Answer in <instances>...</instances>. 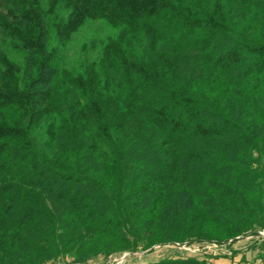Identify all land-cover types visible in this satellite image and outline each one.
I'll use <instances>...</instances> for the list:
<instances>
[{"label":"trees","instance_id":"obj_1","mask_svg":"<svg viewBox=\"0 0 264 264\" xmlns=\"http://www.w3.org/2000/svg\"><path fill=\"white\" fill-rule=\"evenodd\" d=\"M231 4L264 17V0H0V247L81 233L147 246L184 241L201 221L232 236L264 226V42L236 30ZM104 14L127 26L123 41L146 38L161 55L148 64L111 42L95 78L107 92L68 101L50 40ZM204 79L230 99L186 88ZM71 82L86 95L85 81ZM47 107L68 111L52 156L31 135ZM23 248L4 245L6 264H27Z\"/></svg>","mask_w":264,"mask_h":264},{"label":"rangeland","instance_id":"obj_2","mask_svg":"<svg viewBox=\"0 0 264 264\" xmlns=\"http://www.w3.org/2000/svg\"><path fill=\"white\" fill-rule=\"evenodd\" d=\"M41 1L46 3V0ZM101 7L102 11L110 9V6L106 4H101ZM227 8V17L232 25H235L237 31L243 34L249 33L253 39L264 42V17L254 15L255 12L243 15L234 4ZM60 15L66 17L69 11L62 10ZM101 16L98 19L86 20L68 42H60L54 36L50 40L49 51L52 56L49 58L52 59L53 67L58 68L60 75V84L57 86L63 90L67 89L68 101L80 99L79 104H84L87 100L93 99L98 91L102 94L107 92L104 83L95 82L96 74L105 72V66L102 64L107 46L111 42H125L122 34L127 26L125 24L115 25L106 14ZM141 43L135 46H130L127 42L123 44L131 47L138 57L142 58L145 54L148 64L151 62L149 60L154 59L155 56L159 58L160 44H149L146 38L142 39ZM193 64L190 70L194 68L200 71V61ZM197 75L198 73L195 76ZM71 79H79L87 83L86 95L73 88ZM172 83L176 84L174 81ZM180 86H183V82ZM223 87L225 86L207 84L205 79L204 81H191V84L186 86L198 97L208 98L215 103L220 101L224 103L230 99V92L225 91ZM49 108H46L42 122L31 130V135L38 150L52 156L57 148L56 141L68 119V114H66L68 111L63 112L62 110L60 116L52 112L53 106ZM95 152H98L97 149ZM189 235L191 237L184 241L158 242L147 246L143 243L138 245L132 241L128 244L120 238L103 233H95L91 236H84L81 233L78 240H72L71 237L66 236L63 241H57V237L54 241H46L41 245L33 244L26 238H22L25 243H19L18 237L11 239L8 236L3 239V245L0 247V264L1 261L3 264L7 262L4 245L18 254L24 250V244L29 248L25 252L29 256L24 257L27 264H149L164 259L178 258L207 260L212 264H264V226L255 225L253 230L232 236L227 229L201 221Z\"/></svg>","mask_w":264,"mask_h":264}]
</instances>
